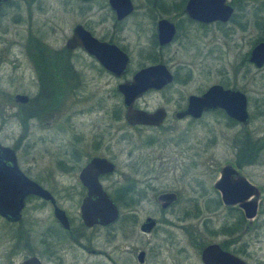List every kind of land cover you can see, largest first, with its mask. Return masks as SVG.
I'll return each instance as SVG.
<instances>
[{"label": "rangeland", "instance_id": "obj_1", "mask_svg": "<svg viewBox=\"0 0 264 264\" xmlns=\"http://www.w3.org/2000/svg\"><path fill=\"white\" fill-rule=\"evenodd\" d=\"M228 2L240 5L241 10L235 11L232 22L225 28L209 27L203 35L192 28L188 41L185 39L180 45L178 40L168 50L173 59L166 63L188 65L191 79L184 84L174 82L157 93L149 92L134 102V107L147 112L157 108L165 110L167 118L162 134L147 129H126L118 94L115 93L107 103L103 101L113 109H119L120 113L119 121L111 124V155L116 165V173L110 179L112 188L126 177L132 178L144 191L143 201L129 209L119 207V220L110 229L84 230L87 243L80 239L79 245H52V256L40 243L46 238V223L51 211L38 201L28 204L23 213L31 225L27 224L32 251L42 264H51L53 260L62 264H139L136 261L139 251L145 255L143 264H201L200 249L210 242L228 243V250L246 264H264V147H261L264 144V65L255 68L248 62L250 50L264 36V0ZM16 7L5 5L0 10V144L14 148L18 164L28 168L33 178H38L61 159V143L72 140L74 129L80 130L78 134L85 140L89 139L87 122L92 120L100 126L95 117L101 115H75L71 120L73 127L65 123L61 131L60 115L43 126L34 121L21 127L19 121L26 116L29 105L16 104L13 97L23 95L31 101L37 92L32 84L31 65L21 46L26 36L27 10L18 1ZM43 8L41 14L31 12L32 29L42 33L39 36L43 35L46 44L59 46L73 15L69 13L63 19L56 0H45ZM18 16L22 22L17 23ZM41 25L44 30L38 28ZM137 64L135 58L131 69ZM214 84L236 88L245 95L249 116L245 128L231 126L218 112L206 114L197 121L174 119V113L184 106L187 96L199 95ZM93 94V101L105 98L104 94ZM86 106L82 104L70 110L84 112ZM237 137L240 146L244 139L248 144L238 147ZM149 138L156 143L143 146ZM237 148L259 151L256 164L241 169V174L260 191L257 214L248 230L234 208L215 204L217 195L211 189L218 169L238 158ZM141 165H148V168ZM137 166L141 168L133 174L132 169ZM149 168H152L151 172L144 175ZM144 181L147 183L143 185ZM45 184L50 185L48 189L53 186L51 182ZM57 189L53 191L58 196ZM166 191L176 193L179 198L170 209L160 211L155 195ZM67 204L64 207L74 216V211L69 208L76 205ZM146 217L154 218L157 224L150 234L142 235L138 225ZM234 225L239 227L236 234L228 237L221 233L220 229L231 230ZM6 230L0 221V264H20L29 253L10 249ZM57 237H52L51 244ZM89 250L94 251V255L89 254Z\"/></svg>", "mask_w": 264, "mask_h": 264}, {"label": "flooded vegetation", "instance_id": "obj_2", "mask_svg": "<svg viewBox=\"0 0 264 264\" xmlns=\"http://www.w3.org/2000/svg\"><path fill=\"white\" fill-rule=\"evenodd\" d=\"M17 1L25 5V9L27 10L26 22H24L26 25V36L21 46L26 59L31 65V74L33 77L32 84L35 86L37 92V96L31 101L25 96L27 98L26 103L29 107L26 111V116L19 121L21 127L25 128L26 123L29 122V124H31V122L34 123V121H37L39 126H43V124L51 123V120L53 122L55 119H53V117L60 115L61 121L59 123V130L61 131L65 123L68 127H71V120L75 115H101L99 118L95 117V120L99 119L100 126L96 125L92 120L87 122L89 124L87 126L89 130V139L85 140L82 134H78L80 130L74 129L72 140H68L66 143L63 141L61 143L62 149L59 154L61 159L58 160L56 165H53V169L44 171L38 178H33L28 168H22L18 164L16 150L14 148L12 149L18 171L25 179L45 190L50 195L52 202L41 200L35 196H28L23 201V207L18 221L10 222L1 217L0 221L3 226H6L8 229L5 232V238L10 241V249L29 253L22 262L28 258L35 257L38 259L39 264H42V260L32 251L33 242H31V233L29 227H27V224H30L27 220L28 218H25V214L23 213L31 201H38L42 205L47 206L51 211L48 222L46 223L48 224L45 229V231H47L46 238L45 240L42 239L40 243L44 246L43 250L47 249L48 255L52 256L53 252L50 250L52 245L53 247L55 245L61 247L63 244L67 243L79 245L80 239H85L87 243L83 232L84 230L90 231L94 228L110 229L119 220V207L123 209L132 208L145 198L144 191L136 186L137 182L134 179L129 177H126L122 180V183L112 188L110 179L116 173V165L111 155V147L113 144L111 124L114 121H119L120 113L119 109H113V107L108 106L103 101L105 100L107 103V100H110L116 93L120 96L122 103V96L117 91V87L121 84L131 82L133 75L140 70L153 66L164 67L171 76V81L159 90H147L141 97L149 92L157 93L163 91L174 82H180L182 84L187 83L192 76L191 68L188 65L182 64L168 65L166 62L169 60L172 61L173 59V54L168 53V50L175 45L178 40H180V45H182L185 39L188 41L192 28L198 30L202 35L209 27L225 28L232 22L235 11L241 9L240 5L238 6L235 5L234 2L230 3L228 0H225L226 4H228L232 10L229 19L225 23L214 21L204 24L195 21L187 14L185 8L188 0H56L59 3L61 17L66 19L69 13H71L73 19L69 22L71 24L61 36L62 42L60 45L50 46L46 44L45 40L42 38L43 35L41 37L39 36L42 34L39 30L35 31L32 29L34 22L31 18V12L37 14L43 13L45 0H8L0 4V10L3 6L11 4H13L16 9ZM16 21L17 23L22 22L19 16L16 18ZM38 28L44 30L42 25ZM167 38L168 40L165 41ZM112 49H116L122 57L126 59L124 70L119 75H115L112 70L116 64H121V62H118L114 57ZM135 58L138 60V64L132 70L131 65ZM178 77L182 79L178 80ZM115 80L117 83H114ZM214 85L220 86L223 90H234L242 93L236 88L224 87L221 84ZM209 87L200 92L199 95L189 96L198 97ZM90 92H92V94H90ZM93 93L104 94L105 98L103 99V97H101L100 100L93 101ZM189 96L186 97L184 106L174 113L173 116L175 120L197 121L206 114L218 112L231 126H240L241 128L247 126H242L235 120L227 117L222 110L204 112L197 119L187 116L178 119L176 114L185 109L187 104L186 101ZM136 100H134L131 105L132 110H139L150 114L157 109H162L165 114L164 119L157 127L130 125L125 120L126 110L122 103L123 121L126 129H147L159 135L162 134L161 131L165 130L164 123L167 118L165 110L163 108H157L152 112H147L134 107V102ZM82 104L87 105L84 107V112L80 109L74 112L70 110L72 107H78ZM252 138L256 140L255 137ZM155 139L158 138L155 137ZM238 140L237 137L235 142L239 147ZM154 143L156 142L149 138V140L144 142L143 146L150 147ZM0 146L3 145L0 144ZM237 152L238 158H236L235 161L224 164L218 169L217 177L212 183L211 189L217 195L218 200H214L215 204L220 203L223 207L228 209L234 208L246 222L245 229L248 230L252 226L255 217L249 222L244 218L242 211L236 206L223 205L220 192L214 189V184L220 176V170L226 165H229L236 173L240 174L252 185L241 174V169L243 166L255 165L259 151L256 149L250 151L237 148ZM128 154L130 155L131 152ZM94 160L103 161L102 165L111 168L110 171H104V169H102L104 167H99L97 165L92 166L94 169L93 177H91V175L89 176L91 177L90 179H93V181L99 185L101 191L117 208L118 218L114 223L108 226L92 225L91 227H87L82 223L80 218V206L87 197V189L83 184L81 176L83 170ZM142 165L141 167L146 166L148 168V165ZM141 167H135L132 169V173H138ZM151 169L152 168L146 169L144 175L150 173ZM1 177L7 178L8 175H1ZM155 179L156 178H154L153 181ZM48 181L53 184L49 189L47 186L50 187V185L45 184L49 183ZM146 183L147 181H144L142 184L144 185ZM252 186L255 187L258 192L256 202L257 214L260 191L258 187ZM145 187L147 186L145 185ZM54 189L58 190V196L54 193ZM164 194L173 195L174 201L163 209L161 208V203L158 201V197ZM178 198V195L174 192H160L155 195V202L160 211H165L175 205ZM249 199H252V197H249ZM66 203L76 205L74 208H69L74 211V216L64 207ZM54 209H58L63 213L67 228L63 227V225L55 219L53 214ZM146 219H152L154 221V226L148 233H142L140 231V226ZM156 224L157 222L154 218L146 217L138 225V231L142 235H148L154 231ZM238 228V226L234 225L231 230L227 229L223 231L220 229V231L223 235L229 237L236 234ZM13 230H15L14 234ZM56 236L58 237L52 241L51 244L50 240L52 237ZM236 240L237 239H235V241ZM225 243L226 242H210L205 244L204 247L210 244H216L221 251L227 252L243 261L237 254L231 253L227 247L228 243ZM204 247L200 249V252ZM88 253L94 255V251L92 250H89ZM144 257L145 255L143 253L142 263L139 264H143ZM22 262L20 264H22ZM51 264H62V262L53 260Z\"/></svg>", "mask_w": 264, "mask_h": 264}, {"label": "water", "instance_id": "obj_3", "mask_svg": "<svg viewBox=\"0 0 264 264\" xmlns=\"http://www.w3.org/2000/svg\"><path fill=\"white\" fill-rule=\"evenodd\" d=\"M8 0H0V4ZM185 11L197 22L204 24L219 21L225 23L230 15L231 8L225 0H188ZM168 38L165 40L167 41ZM114 57L121 64H116L112 69L115 75H119L123 70L126 59L116 50L112 49ZM248 61L255 68L264 65V41L255 44L249 52ZM171 81V76L162 66H153L133 75L131 82L121 84L117 91L122 96V103L125 107V120L130 125L159 126L164 119V111L157 109L153 113H145L139 110H132L131 105L147 90H159ZM27 98L23 95H15L14 103L26 104ZM186 107L178 112L176 117H191L197 119L204 112L222 110L227 117L235 120L242 126L248 123L245 96L239 91L223 90L218 85L209 87L202 95L189 96ZM103 161L94 160L83 170L81 179L87 189V197L80 206V218L82 223L91 227L92 225L108 226L118 218V211L115 205L101 191L99 185L90 179L93 177L92 166L104 167V171H110L109 166L102 165ZM7 174V178L1 175ZM91 175V177H89ZM233 177V178H232ZM214 189L220 192L223 205L236 206L239 208L246 220L249 222L255 217L257 209L258 192L240 174L236 173L229 165L220 170L219 179L214 184ZM28 196H35L44 201L52 202L50 195L35 183L25 179L18 171L13 150L0 146V217L16 222L20 218L23 201ZM252 197V199H249ZM161 208L167 207L174 201V196L164 194L158 197ZM55 219L66 227L63 213L54 209ZM154 226L152 219H146L140 226L142 233H148ZM67 228V227H66ZM143 253L139 252L136 261L142 263ZM201 264H245L240 259L223 252L216 244L204 247L199 256ZM22 264H39L35 257H31Z\"/></svg>", "mask_w": 264, "mask_h": 264}, {"label": "trees", "instance_id": "obj_4", "mask_svg": "<svg viewBox=\"0 0 264 264\" xmlns=\"http://www.w3.org/2000/svg\"><path fill=\"white\" fill-rule=\"evenodd\" d=\"M264 37V36H263ZM261 38V39H259V41L258 42H260V41H263L264 40V38ZM257 43V42H256ZM255 43V44H256ZM26 108V107H25ZM246 141H248V140H245L244 139V141L242 140V142H241V146L239 145V147H243V146H246L248 143L246 142ZM240 143V142H239ZM261 147H264V144H263V146H261Z\"/></svg>", "mask_w": 264, "mask_h": 264}]
</instances>
